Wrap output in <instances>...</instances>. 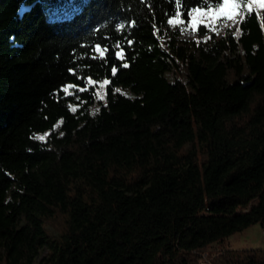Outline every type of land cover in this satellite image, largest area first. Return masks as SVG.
Returning <instances> with one entry per match:
<instances>
[{
  "label": "trees",
  "instance_id": "16d2710c",
  "mask_svg": "<svg viewBox=\"0 0 264 264\" xmlns=\"http://www.w3.org/2000/svg\"><path fill=\"white\" fill-rule=\"evenodd\" d=\"M230 2L239 35L188 26L217 0H0V264H264L221 249L264 229V8Z\"/></svg>",
  "mask_w": 264,
  "mask_h": 264
},
{
  "label": "snow or ice",
  "instance_id": "6c2138e0",
  "mask_svg": "<svg viewBox=\"0 0 264 264\" xmlns=\"http://www.w3.org/2000/svg\"><path fill=\"white\" fill-rule=\"evenodd\" d=\"M257 4L259 8H264V0H248L246 4V9L247 10H252L253 5ZM177 5L179 7L180 5V0H177ZM242 5L240 3H232L230 0H217V4L215 7V12L212 7H207V11H202L201 7H196L193 8L189 13L188 16L190 17L188 21V26L192 28L193 30H197L200 26V24H204L205 27L210 28L213 31H216V24L217 23H226L228 20H231L233 23H236V17L240 15V12L238 10H241ZM174 19H169L168 23L171 24H177V23H185L183 19H181V13L179 11H176L174 14ZM203 17H207V20L202 19ZM121 27H123L121 25ZM235 35H239V29H237V32ZM129 43H131L129 41ZM119 47V45H117ZM95 51L99 53V58H104L105 53L108 51L107 48L101 49L99 45H96ZM116 55L123 60L124 55H123V49H121L120 52H117ZM122 67H128L127 63H124L121 65ZM118 69L116 67H112L111 73L113 76L117 74ZM88 83L94 84L95 81L89 80ZM110 84L109 80H104L103 84L101 87L106 86ZM70 87H74L72 85H69L68 87H65L63 91L65 93H68V90ZM80 91H85L86 89H79ZM116 92H120V89L116 88L114 89ZM70 94V93H69ZM101 99L104 97L101 96ZM75 111V109H72ZM62 123V121H61ZM59 125H57L58 127ZM40 140H44L45 136H39L37 137Z\"/></svg>",
  "mask_w": 264,
  "mask_h": 264
},
{
  "label": "rangeland",
  "instance_id": "374dc122",
  "mask_svg": "<svg viewBox=\"0 0 264 264\" xmlns=\"http://www.w3.org/2000/svg\"><path fill=\"white\" fill-rule=\"evenodd\" d=\"M204 11V10H202ZM215 12V11H214ZM51 18L55 17L54 13L50 15ZM202 19L207 20V17H203ZM240 16L236 17L237 22L233 23L229 20L228 23L222 25V31L220 36L228 35L236 31L239 24ZM178 24V23H177ZM177 24H172L173 31H177ZM181 25V24H180ZM177 40L179 42V46L189 47L195 40H205V37H200L190 31H184L183 29L179 31V35L177 36ZM101 97V96H100ZM221 249H229V250H247V249H264V229L260 225L252 226L242 233H238L230 237L224 245H222ZM48 253V250H42L40 253L39 259L35 264H38L39 261Z\"/></svg>",
  "mask_w": 264,
  "mask_h": 264
}]
</instances>
